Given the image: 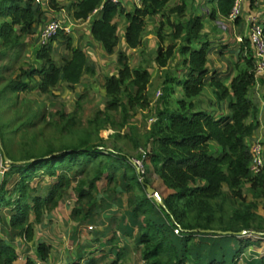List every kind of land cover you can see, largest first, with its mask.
I'll list each match as a JSON object with an SVG mask.
<instances>
[{"label": "trees", "instance_id": "1", "mask_svg": "<svg viewBox=\"0 0 264 264\" xmlns=\"http://www.w3.org/2000/svg\"><path fill=\"white\" fill-rule=\"evenodd\" d=\"M170 1L142 0L141 6L134 5L130 10L105 0L71 1L74 19L87 20L102 6L92 19L90 31L93 39L111 55L121 40L129 49L140 47L147 18L159 19L154 64L166 69L167 76L155 112L157 119L141 136L136 127H131L129 138L138 150L135 156L126 154L118 145L108 148L101 137L103 129L124 128L136 110L151 103L150 68L143 64L132 66L130 56L123 51L117 53L116 72L104 81L107 103L88 119L87 126L75 128V115L64 110L52 114L54 117L58 113L63 122L59 125L62 139L77 134L75 142L48 143L43 153L16 156L9 147L12 135L20 127L34 124L45 105L37 103L34 109L31 102H24V109L13 108L16 127L8 132L5 131L8 124H0V159L4 165L9 164L0 186V264H14L19 259L8 233L31 241L35 224L67 199L71 190L77 193L73 218L87 220L103 202L98 186L103 178L108 190L129 195L131 225L124 233L134 237L137 225L136 247L145 264H240L241 255L255 243L243 239L240 232L264 234V215L258 212L259 203L264 205V167L258 174L251 172V137L258 128L257 121H250L256 113L251 90L257 83L252 43L246 37L235 51L236 74L228 87L221 79L209 76L210 41L205 38L204 19L200 16L185 19L187 0L172 6ZM233 3L234 0H218L211 19L228 17ZM61 9L58 0H0V55L12 52L18 55L27 39L46 22L49 12ZM122 18L127 25L123 37L119 29ZM261 22L264 26V19ZM167 37L172 42L164 47ZM58 38L64 39L68 51L60 60L56 59L53 47ZM177 54L181 76H172L167 68ZM95 68L85 49L75 45L72 35L60 29L47 44L39 45L35 61L21 68L22 74L0 89V102L9 96L7 93L14 98L11 105L16 104L23 92L38 90L49 95L60 82L74 90L85 74H96ZM207 85L215 89L220 103L229 99L228 114L217 116L202 107L200 100L194 101ZM175 87L180 88L181 98H172ZM116 112L122 114L119 122L114 117ZM41 116L46 120L44 113ZM116 137L121 138V134ZM133 158L143 162L144 173L138 171ZM146 160L163 185L172 189L167 196L160 194L165 206L148 196L147 184L151 182L146 176L149 166ZM14 175L17 178L10 189L8 183ZM39 175L55 179L45 194L32 185ZM120 177L123 185L119 184ZM245 193L251 195L250 201ZM4 208L10 210L6 220L2 215ZM116 247L117 259L108 264H126L127 249ZM49 251L46 243L38 244L42 259ZM25 264L37 262L28 258ZM256 264H264V255Z\"/></svg>", "mask_w": 264, "mask_h": 264}, {"label": "rangeland", "instance_id": "2", "mask_svg": "<svg viewBox=\"0 0 264 264\" xmlns=\"http://www.w3.org/2000/svg\"><path fill=\"white\" fill-rule=\"evenodd\" d=\"M39 2L38 0H35ZM59 6L63 8L68 15L72 14V10H70V2L69 0H58ZM129 8V6H128ZM59 11L56 12H49V15L54 14V16H58ZM124 19V18H123ZM72 21V17H70ZM74 22L75 25V21ZM125 22L120 19V27L124 26ZM91 25V21L89 22ZM166 32V31H165ZM87 33L86 27L75 26V31L72 35L74 41L78 40L80 34ZM148 36L143 40V43L140 47L136 48V50L129 51L128 48L125 47L122 43L116 48V53L114 56L111 57H104L100 56L99 47L94 44H86V42H82L86 51L93 50V55L95 53L98 55V58L102 61L98 66L96 65V74H85L82 82L76 86L74 90L69 89L64 82H60L51 92L49 95H42L38 92V90L23 92L20 94L19 98L16 101V104L11 105L13 99L9 98L11 93H7V97L2 99L0 102V124H8L5 127V131L11 132L17 124L14 123V109L13 108H20L24 109L23 103L24 102H31L33 108L36 109L38 104H44V108L41 114L35 119L34 124L26 125L20 127L10 139L9 147L10 150L16 156L26 155V153L31 152L34 154L43 153L47 150V144L51 143L52 145H59L60 142L63 143H72L77 140L75 137L77 134L68 135L65 140L62 139V134L59 130V125L63 123L60 119V115L58 113L52 114L56 110H64L69 115H75L76 117V124L75 128L82 129L83 127L88 125V119L92 118L97 114L100 110H102L106 103V91L104 89V81L107 75L116 72L117 67V53L120 50H123L124 53L129 52L127 54L130 55L131 64L132 66L143 64L150 68L152 77L151 83L148 87V95L150 97L151 103L149 107L145 109L136 110L132 118L130 119L128 125L124 128L118 130L115 128L103 129L100 132L101 137L104 138L106 145L108 148L112 149L114 145L120 146L126 154L135 156L138 152L136 148L133 146V142L130 140L129 136H131L132 130L131 127H136V133L138 135H142L146 133V131L151 129L152 124L156 121L157 116L155 114L156 108L160 103V97L163 93V85L165 78L167 76L166 69H159L154 64V58L156 56V49H157V42L159 40L158 33L153 31V33L147 32ZM37 39V34L28 38L27 44H25L20 53L15 55L13 52L10 55H0V89L11 79L15 78L18 75L22 74L21 68H27L32 61L34 62L37 57V50H38V43H34V40ZM89 40H87L88 42ZM92 42V41H91ZM172 42V39L167 37L164 42L163 46L166 47ZM81 45V44H80ZM56 59L64 57L67 55V50L65 47V41L63 38H58L53 43ZM218 56V54H215ZM225 59H231L230 54H226L223 56ZM180 56L177 54L170 62L168 71L172 76H181V61L179 63ZM215 59V58H213ZM108 60L107 63L104 61ZM232 60H235L233 57ZM226 63L225 60H223ZM222 63V61H221ZM206 86L204 88V93L200 96L194 98V101H199L198 103L202 105L208 104V97H209V89ZM207 89V90H206ZM207 91V92H206ZM81 96V97H80ZM9 98V99H8ZM172 98L177 99L181 98V90L179 87H175V91L172 93ZM213 108V106H212ZM42 113L45 114L46 120H42ZM116 121H120L122 119V114L120 112H116L114 114ZM52 118V122H48ZM23 120L25 117L22 118ZM261 121L263 123V140H264V114L261 116ZM120 133L121 138L116 137V134ZM12 134V133H11ZM125 134L127 136H125ZM62 139V140H61ZM139 150H142L139 149ZM133 160H137V158H133ZM148 166V172L146 173L147 178L150 180L151 185L157 189V191L163 195L167 196L169 193L172 192V189H168L162 183V180L158 177L155 173L151 163L149 160H146ZM142 162V161H141ZM9 164H5L0 159V166H1V173L4 175L5 171L8 170ZM121 176V175H120ZM17 175H14L9 183L8 187L11 189L13 187L14 182L16 181ZM55 181L54 178H48L43 175L36 176L35 179L32 181L33 186H37L39 188V192L45 194L47 192L48 187ZM120 185L124 184L122 177H120ZM75 183H73V186ZM99 185L101 188L105 189L107 187V180L103 178ZM113 185V183H110ZM74 193L69 195L71 205H75L77 201V193L75 190H72ZM111 194V193H110ZM114 194V193H113ZM119 194V193H117ZM121 200L125 202L127 196H124ZM121 194V196H122ZM115 195V194H114ZM128 195V194H127ZM130 195H133L130 194ZM129 196V195H128ZM245 196L248 201L252 199L251 195L245 193ZM125 199V200H124ZM68 200V199H67ZM127 202V200H126ZM125 202V203H126ZM122 203V202H121ZM70 205V204H69ZM129 206V205H128ZM130 207V206H129ZM258 212L264 215V205L262 202L259 203ZM2 215L4 216L5 220L7 217L10 216V210L8 208L3 209ZM129 223L127 226L131 225L130 214L128 215ZM137 230V225L135 226ZM134 229V230H135ZM1 233L4 234L5 230L1 229ZM123 232V231H122ZM7 235V234H6ZM135 238V235L133 233ZM243 239H250L254 241V244H251L245 252L240 257V264H256V261L259 260L261 256L264 255V234L254 233L252 231H246L243 233ZM135 254L130 257L128 264H145L144 261L141 259V254L136 247V242L134 246Z\"/></svg>", "mask_w": 264, "mask_h": 264}, {"label": "crops", "instance_id": "3", "mask_svg": "<svg viewBox=\"0 0 264 264\" xmlns=\"http://www.w3.org/2000/svg\"><path fill=\"white\" fill-rule=\"evenodd\" d=\"M71 1L72 0H69L70 4ZM179 1L180 0H171L169 5H175L179 3ZM187 2L189 6L186 11L185 19L191 16H200L204 19L205 38H208L210 41L208 52L209 76L221 79L225 85L230 87L231 79L236 74V69H234L233 65L234 60H232V58L235 57V51L247 36V17L249 14L256 13L260 21L263 20L264 0L259 6L247 3L243 15L236 21L230 20L229 17L222 16H218L215 20L211 19V11L217 6L218 0H187ZM123 5L127 10H130L134 6L129 0H125ZM62 10L63 8L59 11V15H61ZM53 16L54 14L50 15L48 19ZM70 17H72V21H75V25L74 22H72V29L68 34H73L75 26L78 25L87 28V33L80 34L78 40L74 41L75 45L82 46L86 51L84 44H82V42L85 41L88 45L89 43L97 45V47H99L100 56L111 57L115 55L116 50L114 54H108L101 44L93 39L89 22H92L94 16L88 20H77L74 19L72 15ZM122 20L124 21L123 18ZM158 20L159 19L155 17L147 18L144 39L148 36L147 32H149V34L153 33V31L156 33L158 32ZM126 27V23L122 27L119 25L122 37L124 36ZM39 30L40 27L37 32ZM87 40L89 41L87 42ZM121 43L125 45L122 40L120 44ZM125 47L128 48L126 45ZM132 50L134 51L136 49H129V51ZM87 53L95 67L102 62L96 53L93 55V50H88ZM127 53L129 52L125 54ZM215 54H218V56H215ZM226 54H230L232 56L231 59L230 57L225 59L223 56ZM223 60H225L226 63H224ZM107 61L108 60H105L104 63H107ZM207 87L210 91V95L207 99L208 104L201 106L214 111L217 116L228 114L229 99L220 103L217 99L215 89L209 85H207ZM251 97L255 101L256 113L250 118V121L258 122V128L253 133L251 142L260 141L264 146L262 133L263 123L261 121V116L264 114V75L257 80L255 87L251 90ZM212 147H216V143H212ZM98 186L104 199L103 202L91 212L87 220L79 221L73 218V205H71L70 198L67 196L68 200L65 199L61 201L57 208L47 213L41 222L35 224L34 238L31 241H27L18 235H12L9 232L8 237L19 253V259L14 264H25L28 258L36 262L43 260L45 264H108L117 259L118 250L116 246L125 247L127 249L128 254L126 255L125 263L128 264L127 261L135 254L136 250L134 249L136 237L132 238L124 233L128 227V215L131 210L128 206L129 196L124 193V196H127V202L124 199L125 203L121 200L122 198H120L123 197V194L121 196V194L108 190L107 187L103 189L99 184ZM73 193L74 192L71 190L69 195ZM90 225L94 227L92 230L88 228ZM133 233L136 235L137 230L135 229ZM40 242L46 243L50 247L49 254L45 259H42L38 252V244Z\"/></svg>", "mask_w": 264, "mask_h": 264}, {"label": "built area", "instance_id": "4", "mask_svg": "<svg viewBox=\"0 0 264 264\" xmlns=\"http://www.w3.org/2000/svg\"><path fill=\"white\" fill-rule=\"evenodd\" d=\"M39 1V0H38ZM110 1L114 4H124L125 0H105ZM134 5L138 7L141 6L142 0H129ZM263 0H234L233 6L229 13V19L236 21L243 15L245 5L252 4L254 6H259ZM124 6V5H123ZM102 7V6H101ZM101 7L94 10V12L87 18L98 14ZM71 16V15H70ZM70 16L63 9L61 15L53 16L46 20L44 24L40 26V30L37 32V41L38 44H47L53 37H55L60 29H63L66 33L71 32L72 21ZM248 30L247 36L253 46L254 58H255V76L258 80L262 75H264V26L259 19V16L256 13L249 14L248 17ZM81 20V19H77ZM252 160H251V172L253 174H258L264 167V146L260 141H254L251 145ZM137 166L140 167L141 173L145 172L143 162L141 160H136ZM93 229V225L88 227ZM37 264H45L43 260L37 261Z\"/></svg>", "mask_w": 264, "mask_h": 264}, {"label": "water", "instance_id": "5", "mask_svg": "<svg viewBox=\"0 0 264 264\" xmlns=\"http://www.w3.org/2000/svg\"><path fill=\"white\" fill-rule=\"evenodd\" d=\"M5 158L8 162H10V160L8 159V157L6 155H5ZM132 161L136 164V160L132 159ZM137 169L139 172L141 171L139 166L137 167ZM2 174H3V172L2 173L0 172V186H1L3 178H4V175H2ZM147 193H148V196L154 198L159 205L165 206V203L163 201L162 196L157 191V189L154 188L151 184H147ZM218 232L223 233L221 230H219ZM245 232L246 231L244 230V231H241L240 233L243 234ZM226 233H231V231H227Z\"/></svg>", "mask_w": 264, "mask_h": 264}]
</instances>
